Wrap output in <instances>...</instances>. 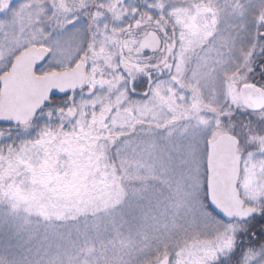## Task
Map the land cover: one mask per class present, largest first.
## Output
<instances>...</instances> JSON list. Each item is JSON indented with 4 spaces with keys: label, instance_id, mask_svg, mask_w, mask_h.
<instances>
[{
    "label": "snow or ice",
    "instance_id": "snow-or-ice-1",
    "mask_svg": "<svg viewBox=\"0 0 264 264\" xmlns=\"http://www.w3.org/2000/svg\"><path fill=\"white\" fill-rule=\"evenodd\" d=\"M0 264H264V0H0Z\"/></svg>",
    "mask_w": 264,
    "mask_h": 264
}]
</instances>
